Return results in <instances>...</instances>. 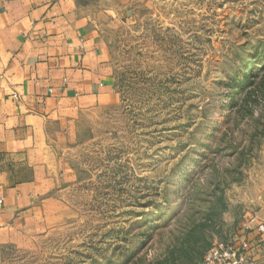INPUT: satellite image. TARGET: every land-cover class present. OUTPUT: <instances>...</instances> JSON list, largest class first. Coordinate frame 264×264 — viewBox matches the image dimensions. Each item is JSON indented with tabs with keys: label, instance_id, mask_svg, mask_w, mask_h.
<instances>
[{
	"label": "rangeland",
	"instance_id": "obj_1",
	"mask_svg": "<svg viewBox=\"0 0 264 264\" xmlns=\"http://www.w3.org/2000/svg\"><path fill=\"white\" fill-rule=\"evenodd\" d=\"M111 97L61 146L48 222L0 264H201L264 200V0H149Z\"/></svg>",
	"mask_w": 264,
	"mask_h": 264
},
{
	"label": "crops",
	"instance_id": "obj_2",
	"mask_svg": "<svg viewBox=\"0 0 264 264\" xmlns=\"http://www.w3.org/2000/svg\"><path fill=\"white\" fill-rule=\"evenodd\" d=\"M148 1L0 0V244L48 222L68 183L61 146L88 107L111 97L113 34ZM259 204L233 240L264 263Z\"/></svg>",
	"mask_w": 264,
	"mask_h": 264
},
{
	"label": "built area",
	"instance_id": "obj_3",
	"mask_svg": "<svg viewBox=\"0 0 264 264\" xmlns=\"http://www.w3.org/2000/svg\"><path fill=\"white\" fill-rule=\"evenodd\" d=\"M257 217H253L246 223L250 227L251 222H255ZM257 230L264 232V221H259ZM201 264H264L258 259L248 254L245 243L235 240H218L213 243L205 253Z\"/></svg>",
	"mask_w": 264,
	"mask_h": 264
}]
</instances>
